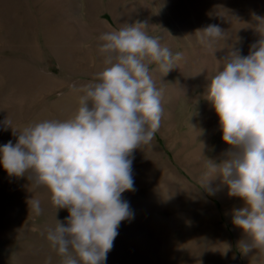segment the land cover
Segmentation results:
<instances>
[{"label": "rangeland", "instance_id": "rangeland-1", "mask_svg": "<svg viewBox=\"0 0 264 264\" xmlns=\"http://www.w3.org/2000/svg\"><path fill=\"white\" fill-rule=\"evenodd\" d=\"M257 17L264 0H0V146L30 124L74 115L72 86L105 67L102 33L146 22L150 36L183 53L165 76L149 64L164 113L151 143L134 151L135 191L122 194L134 218L121 222L105 264H264V250L239 248L250 238L232 215L244 201L219 177L209 181L214 194L202 187L209 160L219 164L232 151L207 85L230 50L248 55L264 36ZM209 24L224 35L206 47L195 32ZM31 198L41 201V215L28 208ZM68 215L45 187L0 166V264H60L46 229Z\"/></svg>", "mask_w": 264, "mask_h": 264}, {"label": "clouds", "instance_id": "clouds-1", "mask_svg": "<svg viewBox=\"0 0 264 264\" xmlns=\"http://www.w3.org/2000/svg\"><path fill=\"white\" fill-rule=\"evenodd\" d=\"M256 28L264 30V23ZM147 29L146 22H136L102 33L105 67L92 81L72 86L79 105L74 115L30 124L15 143L0 146V166L8 175L27 176L34 188L49 191L56 210L67 209L65 221L55 219L46 229L60 264H105L121 222L134 218L122 196L135 191L134 151L151 143L164 113L163 93L149 64L165 76L183 57ZM195 33L210 47L224 30L209 24ZM222 61L209 79L206 99L232 151L219 164L209 160L211 178L202 187L214 194L209 181L219 177L229 196L244 201L245 207L233 211L232 223L250 238L239 245L247 254L251 248L264 250V36L248 55L232 49ZM28 208L36 216L43 213L39 199L31 198Z\"/></svg>", "mask_w": 264, "mask_h": 264}]
</instances>
